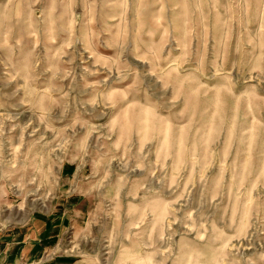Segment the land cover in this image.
I'll list each match as a JSON object with an SVG mask.
<instances>
[{"label":"rangeland","instance_id":"374dc122","mask_svg":"<svg viewBox=\"0 0 264 264\" xmlns=\"http://www.w3.org/2000/svg\"><path fill=\"white\" fill-rule=\"evenodd\" d=\"M73 264H264V0H0V227Z\"/></svg>","mask_w":264,"mask_h":264},{"label":"crops","instance_id":"0c3cea01","mask_svg":"<svg viewBox=\"0 0 264 264\" xmlns=\"http://www.w3.org/2000/svg\"><path fill=\"white\" fill-rule=\"evenodd\" d=\"M61 223L39 216L23 226L0 227V264H73L59 254Z\"/></svg>","mask_w":264,"mask_h":264}]
</instances>
